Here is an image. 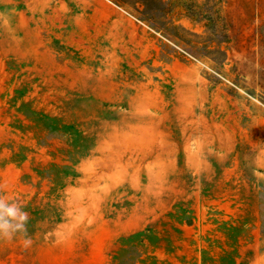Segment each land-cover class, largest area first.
Instances as JSON below:
<instances>
[{"label": "rangeland", "instance_id": "1", "mask_svg": "<svg viewBox=\"0 0 264 264\" xmlns=\"http://www.w3.org/2000/svg\"><path fill=\"white\" fill-rule=\"evenodd\" d=\"M0 264H264V0H0Z\"/></svg>", "mask_w": 264, "mask_h": 264}, {"label": "clouds", "instance_id": "2", "mask_svg": "<svg viewBox=\"0 0 264 264\" xmlns=\"http://www.w3.org/2000/svg\"><path fill=\"white\" fill-rule=\"evenodd\" d=\"M28 221L29 214L19 202L0 197V238L12 240L21 234L25 237L24 245H30L26 227Z\"/></svg>", "mask_w": 264, "mask_h": 264}]
</instances>
